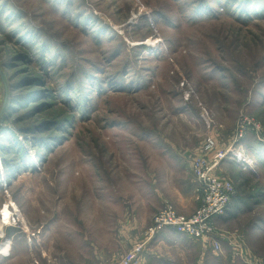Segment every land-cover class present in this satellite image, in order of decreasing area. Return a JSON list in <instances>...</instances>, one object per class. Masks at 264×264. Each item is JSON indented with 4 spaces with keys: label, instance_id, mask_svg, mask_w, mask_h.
Returning a JSON list of instances; mask_svg holds the SVG:
<instances>
[{
    "label": "rangeland",
    "instance_id": "1",
    "mask_svg": "<svg viewBox=\"0 0 264 264\" xmlns=\"http://www.w3.org/2000/svg\"><path fill=\"white\" fill-rule=\"evenodd\" d=\"M208 138L221 238L166 230L135 264H264V0H0V264H122Z\"/></svg>",
    "mask_w": 264,
    "mask_h": 264
},
{
    "label": "built area",
    "instance_id": "2",
    "mask_svg": "<svg viewBox=\"0 0 264 264\" xmlns=\"http://www.w3.org/2000/svg\"><path fill=\"white\" fill-rule=\"evenodd\" d=\"M253 128L256 131L261 130L258 125H254ZM240 132L242 135V131ZM215 146L216 142L208 138L204 147L205 155L195 158L192 163L198 192L202 195L198 210L191 217H186L178 214L172 206H165L155 215L152 226L146 233L144 245L134 246L125 255L122 264H135L144 252L145 245L150 244L160 233L166 230L193 240L214 241L221 238L220 232L215 227V222L229 211L234 189L231 183L221 180L217 175V169L230 154L219 152L211 155Z\"/></svg>",
    "mask_w": 264,
    "mask_h": 264
},
{
    "label": "crops",
    "instance_id": "3",
    "mask_svg": "<svg viewBox=\"0 0 264 264\" xmlns=\"http://www.w3.org/2000/svg\"><path fill=\"white\" fill-rule=\"evenodd\" d=\"M174 176L177 175L174 174ZM153 187L155 191L154 193H152L151 198L152 200H155L154 202H156V204L152 203L151 207L149 205H146L145 211L143 213L142 211H140L139 207H135L130 214L131 225H145L150 221L155 211L162 208L167 203V201H170L172 205L177 209V211L184 215L193 214L196 210V207L198 206L196 200L197 185L195 183V180L191 179L189 187H180L179 190H176L179 192L173 191L172 193H169L165 188L161 191L159 189V184L157 183L153 184Z\"/></svg>",
    "mask_w": 264,
    "mask_h": 264
},
{
    "label": "bare ground",
    "instance_id": "4",
    "mask_svg": "<svg viewBox=\"0 0 264 264\" xmlns=\"http://www.w3.org/2000/svg\"><path fill=\"white\" fill-rule=\"evenodd\" d=\"M13 216H14V214L12 213V211H10V207L6 206L3 209L2 214H1V220H0V237H3L4 233H3V230L2 229L5 226H7L12 221V217Z\"/></svg>",
    "mask_w": 264,
    "mask_h": 264
}]
</instances>
